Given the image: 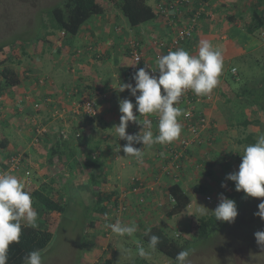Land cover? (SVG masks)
<instances>
[{
  "label": "crops",
  "instance_id": "obj_1",
  "mask_svg": "<svg viewBox=\"0 0 264 264\" xmlns=\"http://www.w3.org/2000/svg\"><path fill=\"white\" fill-rule=\"evenodd\" d=\"M172 1L147 0L157 17L138 26L131 25L113 6L111 11L92 17L75 36L62 30L48 34L49 30L39 41L29 43L22 55L21 84L0 91V162L6 164L11 155L23 153L24 165L32 169L35 188L42 182L51 184L64 199L81 189L92 194L93 201L100 191L111 194L108 206L113 211L125 205L127 210L120 221L135 224L137 229L162 227L174 218L166 214L172 206L169 187L174 183H179L189 198L199 193L194 190L199 184L218 199L225 190L222 182L233 186L226 176L238 171L242 162L235 147L242 144L234 132L239 127L235 113L242 110L249 118L261 114L255 106L247 105V94L241 95L243 89L238 86L247 74L244 66H250L251 57L264 58V33L252 35L244 28L254 5L263 8L264 0H187L182 14H172L175 20L171 21L157 12V7L160 2L169 5ZM200 9L194 40L179 49L197 55L199 41L207 39L222 51L224 67L218 86L210 95L198 96L194 103L195 113L206 118L200 133L202 142L189 148L181 171L170 169V174L164 169L171 156L170 146H177L183 137H193L184 115L178 117L182 131L177 140L145 146L134 142V147L142 149V158L126 156L123 145L127 141L119 138L114 126L120 123V100L128 99L135 105V97L128 89L120 92L118 87L121 83L135 86L133 72L127 70L132 63L128 55L132 41L140 44L144 58L156 67V54L164 51L156 41L172 40L175 29ZM242 71L244 75H240ZM85 101L93 102L96 116L87 115L81 106ZM174 106L183 112L187 108L181 101ZM133 113L140 122H129L128 134L146 131L142 123L148 118L155 119L151 130L154 136L158 134L156 115L139 116L135 106ZM245 132L246 126L240 134ZM36 137L40 138L38 144ZM53 147L59 153L52 156ZM66 152L73 158L68 159ZM49 163L54 177L48 175ZM12 175L22 178L24 170ZM73 194V198L78 197ZM116 198L118 203L114 205ZM78 204L76 200L74 205ZM95 215L87 218L86 226L101 219L106 223L102 212ZM48 216L45 214L41 221Z\"/></svg>",
  "mask_w": 264,
  "mask_h": 264
},
{
  "label": "rangeland",
  "instance_id": "obj_2",
  "mask_svg": "<svg viewBox=\"0 0 264 264\" xmlns=\"http://www.w3.org/2000/svg\"><path fill=\"white\" fill-rule=\"evenodd\" d=\"M63 1L0 0V45L9 46V44L14 43L17 48L22 45L28 47L29 42L39 41L44 33L49 30L57 34L59 29L56 28L57 25L54 23L52 8L62 4ZM251 58L250 66H244L245 74L248 75L246 74L244 80L240 81L239 88L249 87L255 90L258 89L257 84L263 81L260 79L264 75L262 67L255 63V57L252 56ZM14 67L22 74V62L21 64H15ZM253 72L262 75L260 77L257 75L251 76ZM241 105L242 103L237 105L239 106L238 109L241 108ZM238 114L235 113L237 117L243 116V118L241 117L236 122L243 121L245 119L244 112L240 110ZM263 121L246 126V134H240V131L244 128L243 124L239 125L234 132L240 137L251 134L257 141L259 136L264 135ZM246 144L247 142L239 147L235 145L236 151L239 148L238 150L243 153ZM47 167L50 169L48 175L54 177L53 166H50L49 163ZM127 174L130 173L127 172ZM34 175L36 177L38 174ZM32 178L33 175L31 180ZM42 184L43 182L40 186ZM231 185L232 183L225 187L222 193H228L234 189ZM25 188L29 192L37 189L33 185V180ZM207 193L209 192L197 193V197V194H193L192 197L190 195L192 201H190L184 212L174 216L171 221L168 220V231L171 234L175 232L180 234V231H182L181 235L184 234L183 237L193 239L189 232L190 224L200 216L214 213L213 210L220 202V199L216 196ZM72 194L68 196L69 199L60 196L66 204V210L62 214H49L50 217L48 216L43 223L53 232L50 244L41 251L43 264H106L109 258L112 259L113 264H130L139 255L140 247H143L147 253L148 264H175V261L167 255L157 250H150L148 246L144 245L145 243L143 244L144 241L141 238L142 227L138 228L131 237H121L112 233L111 229L105 226L106 223L120 221V216L125 214L127 209L124 210L123 208L122 211L113 209L107 216L106 223L104 219H101L103 222L101 226H86L87 218L97 213V202L93 201L92 194L82 189L75 190L73 195L77 194V198H73ZM207 195L211 196V200L206 199ZM76 200L79 202L78 206L74 205ZM261 200H264V198L245 196L242 203L237 207L238 216L234 223L221 221L222 224L209 238L192 242L186 248L191 252L188 258L191 264H264V247L257 244L254 236L257 231H264V220L254 215L258 211L257 206ZM122 207H125V205H122ZM201 209H203V212ZM111 217H117L114 218L117 220L114 221ZM98 238H101L103 242H100ZM92 249V253L87 255V252Z\"/></svg>",
  "mask_w": 264,
  "mask_h": 264
},
{
  "label": "clouds",
  "instance_id": "obj_3",
  "mask_svg": "<svg viewBox=\"0 0 264 264\" xmlns=\"http://www.w3.org/2000/svg\"><path fill=\"white\" fill-rule=\"evenodd\" d=\"M198 48L197 55H191L183 48L170 51L156 60V69L153 70H158L159 76L151 75L146 70L148 67L146 65L145 68H139L132 74L135 86L132 83L119 85L120 92L128 89L135 97V105L128 99L120 100V123L114 126L119 138L127 141L123 145L126 156L142 158V149L134 147V142L145 146L155 143L171 144L177 140L182 131L178 117L187 113L174 105H178L181 96L189 90L197 96H207L218 86L224 67L222 51L214 48L207 39L200 40ZM138 63L139 60L136 64ZM134 106L139 116L158 117L157 135H153L150 119H144L142 123V129H147L146 131L138 134L126 132L129 122L139 121L133 113ZM226 180L234 181L235 190L243 191L246 196L264 198V135L259 136L256 143L244 149L239 170L227 174ZM221 187L227 185L222 182ZM219 199V204L213 210L216 220L234 223L238 216L235 200L225 197L222 193L219 194ZM257 207L258 211L254 215L264 220V200H261ZM201 211L203 212V209ZM105 218L107 220V215ZM37 219L38 213L33 208L31 194L25 190L24 183L10 173H0V264H7L9 245L19 242L22 225L35 228ZM105 226L121 237H131L137 231L135 224H124L119 220L115 223H106ZM254 236L257 244L264 247V231H257ZM160 242V237L150 235L149 248L156 250ZM138 254L141 257L147 255L143 247H140ZM190 254V250L187 249L178 252L175 264H191L188 259ZM24 264H43L41 251L29 252L24 257Z\"/></svg>",
  "mask_w": 264,
  "mask_h": 264
},
{
  "label": "trees",
  "instance_id": "obj_4",
  "mask_svg": "<svg viewBox=\"0 0 264 264\" xmlns=\"http://www.w3.org/2000/svg\"><path fill=\"white\" fill-rule=\"evenodd\" d=\"M113 6L119 9L133 26L149 22L157 17L154 7H152L147 0H64L62 4L52 8L54 23L57 27L55 24H53V26L64 31L67 35L75 36L80 31L81 27L92 17L100 16L111 11ZM232 19L233 17L231 20ZM244 28L252 35H261V33H264V7L260 8V4L254 5L251 12V18L245 23ZM47 33L53 34L54 32L50 31ZM193 40L194 37L190 36L183 41V44L190 45ZM26 47L27 46L22 45L17 48L14 43L9 44V46L0 45V91L19 85L24 79L18 69L14 66L17 63L21 64L22 55L24 54L23 51ZM130 60L132 63L127 66V70L129 71L135 67V65H133L135 64L134 60L132 58H130ZM254 61L259 67H262L264 72V58H258L255 55ZM243 73L244 71L240 72V75L245 74ZM256 75L260 77L262 74L253 72L251 76ZM260 79L263 81H260L259 84H257L256 87L258 89H255L257 90L256 92L255 90H252V88L245 87L242 90L241 95L247 94L248 104L250 106H255L261 111V114L257 115L255 118H249L243 114L245 119H243V121L239 120L237 122L238 125L243 123L244 126H248L249 124L261 123L264 120V75L260 77ZM194 117L195 123L199 121L196 115ZM241 117L243 118V116ZM241 117H237V119H241ZM78 136L79 134H77V138L80 137ZM240 142L242 144L247 142V147L250 144L256 143V140L251 134H249L246 137H241ZM56 153H59V151L55 150L53 147L52 156ZM63 153L65 152L63 151ZM72 154L74 155V153ZM242 154L243 153L241 151L237 150L238 160L241 159ZM66 156L68 159L73 158L71 154H68V152H66ZM233 183L234 189L228 192L227 198L235 200L236 206L238 207L246 195L243 191H236L235 182L233 181ZM25 190L28 191L26 188ZM194 190L195 192L201 193L207 192L208 189L205 185L199 184L195 186ZM169 191L175 201L172 206L167 209L166 214L168 217L172 218L183 212L188 207L190 204V198L179 183L172 184L169 187ZM29 193L31 194L33 200V208L38 213L37 226L33 228L22 225L19 242H13L9 245L7 264H24V257L29 252L33 250L43 251L50 244L53 238V232L43 224L44 222L41 221L42 217L45 214H62L66 210L64 200L60 197L58 192H56L54 187L48 183H43L39 188L34 189ZM96 197L97 198L94 201L97 202L96 211L102 212L104 215L108 216L112 212V207L108 206L107 202L111 201L112 195L104 194L100 191L96 194ZM117 203L118 200L116 198L114 205H117ZM221 224V221L216 220L214 213H212L210 215L200 216L190 224L189 232L193 236V239L183 237L184 234L181 235L182 231H180V234H177V232L171 234L168 231L169 224L162 227L144 226L141 238L144 241L143 244L145 243L144 245L149 247L150 235H157L160 237L161 242L158 244L156 250L175 261V257L178 252L185 250L192 242L209 238L213 233H215ZM94 225L101 226L102 222L91 221L90 226L93 227ZM149 229L151 230L150 232ZM98 239L100 242H103L101 241V238ZM92 251L93 249L89 250L87 255H90ZM146 258H148L147 255L144 257L137 255L130 264H148L149 261ZM112 262V259L109 258L106 261V264H113Z\"/></svg>",
  "mask_w": 264,
  "mask_h": 264
},
{
  "label": "built area",
  "instance_id": "obj_5",
  "mask_svg": "<svg viewBox=\"0 0 264 264\" xmlns=\"http://www.w3.org/2000/svg\"><path fill=\"white\" fill-rule=\"evenodd\" d=\"M187 0H173L170 2L169 5L164 4L165 2H160V4L157 7V12L165 15L166 17L168 16L171 21L175 20L171 18V15H175L178 13L182 14V6L186 3ZM188 2V1H187ZM201 14V9L195 12V15L191 17L188 20H185L184 24L182 26L177 27L175 29L174 36L172 37V40L169 42H165L163 40L156 41L157 46L164 49L162 52H158L156 54V59L162 55L168 54L170 51H176L178 50L182 44L183 41H185L188 37L194 36L196 32V26H197V21ZM130 55L132 59L135 62V67L131 70L133 73L139 69V68H145L146 65L148 67L146 68L147 71L151 75H156L159 76V72L154 71L156 69L155 65L152 63H149L145 57V53L140 49V44L137 41H132L131 46H130ZM139 60V63L137 61ZM154 69V70H153ZM161 92H163V88L161 89ZM198 96L195 95L191 90L187 91L181 96L180 101L185 103L187 105L186 110L184 111L187 113V115H184L185 120L187 121V125L189 130L192 131L193 137H183L180 139V142L177 144V146H170V153L171 156L169 157L168 165L164 167V169L167 172H170V169L174 171H181L180 169L183 167L184 164V159L188 154L189 148L195 143V144H200L202 142V139L200 138V133H201V127L205 124L206 118L201 117L199 113L195 114V109H194V103L197 100ZM37 106V104H36ZM88 116L93 117L97 115V110L93 104L92 101H85L81 105ZM199 119L196 123L195 117ZM152 121L151 127L153 124H155V119L153 118H148ZM147 130V129H145ZM39 134V133H38ZM40 136V135H39ZM39 137L35 138V141L38 142L37 140ZM4 163L0 162V173H10V174H15L21 170H24V175L22 178L20 177V181H22L25 185V187L29 184H31V176H32V169L29 167V165L25 166L24 165V155L23 153L21 154H13L11 155L7 160L6 164L2 165ZM172 172V171H171ZM170 172V174H171ZM136 178L133 179L135 181ZM208 200H211V196L208 195L206 197ZM170 200L172 204L174 203L175 199L170 196ZM126 209V207H122L119 209L122 211ZM117 218V217H116ZM117 219H114L116 221Z\"/></svg>",
  "mask_w": 264,
  "mask_h": 264
}]
</instances>
